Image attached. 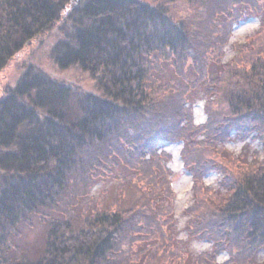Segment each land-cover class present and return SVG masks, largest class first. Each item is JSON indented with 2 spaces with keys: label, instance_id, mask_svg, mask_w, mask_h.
Instances as JSON below:
<instances>
[{
  "label": "trees",
  "instance_id": "trees-1",
  "mask_svg": "<svg viewBox=\"0 0 264 264\" xmlns=\"http://www.w3.org/2000/svg\"><path fill=\"white\" fill-rule=\"evenodd\" d=\"M179 4L185 16L174 15ZM250 13L260 17L264 0H0V73L61 21L57 67L88 74L99 89H76L29 65L0 94V264H127L120 258L141 226L145 242L160 232L159 246L172 248L162 147L178 142L194 191L208 174H223L221 189H202L208 207L188 212L197 215L188 235L213 247L199 262L264 264V158L251 162L224 146L235 133L254 136L264 151V18L222 62L231 27ZM169 67L178 77L166 81ZM199 83L207 119L196 124L190 93ZM116 155L119 198L103 207L92 189L111 175L109 163L118 166ZM36 215L48 234L31 260L13 250V237Z\"/></svg>",
  "mask_w": 264,
  "mask_h": 264
},
{
  "label": "rangeland",
  "instance_id": "rangeland-1",
  "mask_svg": "<svg viewBox=\"0 0 264 264\" xmlns=\"http://www.w3.org/2000/svg\"><path fill=\"white\" fill-rule=\"evenodd\" d=\"M150 5L160 3L161 0H141ZM175 6V3H174ZM173 6V7H174ZM186 7L183 4H179L175 7L174 15L177 17H182L186 15ZM262 16V17H261ZM260 17L252 15H245L240 17V21H236L231 27L230 38L228 45L225 46V53L222 62L231 63L232 58L237 54L234 46L241 42H246L248 38L254 35L262 23V18H264V13ZM239 22V23H238ZM64 24L57 22L50 30H46L45 33L40 34L36 37L30 44L25 46V49L16 55L8 64V66L0 73V94L8 87L14 86L20 77L23 75L25 69L29 65H37L38 67L44 69L47 73L51 74L56 78H60L68 81L76 89H82L90 92H98L96 82L88 74L84 72H79L75 69H69V71H63L57 67L54 59L52 58L53 45L57 43L58 40L64 37ZM213 68H216L214 66ZM166 75V81L177 78L175 71L172 68H168ZM189 72H187L188 74ZM193 73V71L191 72ZM170 75V77L168 76ZM160 77V76H159ZM158 80L160 82V79ZM171 78V79H170ZM190 83L196 80V76L191 74L189 76ZM194 91L190 93L192 116L194 117L196 124H201L206 121L207 116L205 114L204 103L206 101L205 91L207 87L204 84L199 83V85L192 88ZM225 148L230 150L234 155H245L251 162L261 161L264 158V151L258 139H254V136H247V138L242 139L237 134H232L229 140L224 143ZM163 150L166 151L167 156L162 157L166 162L169 175L168 183H170L169 198V213L173 221L170 223L173 228H168L166 225L165 231H170L172 237H174L175 242L171 247L159 246L165 239L156 234L157 240H155L153 234L148 237V241L145 242V237L150 233L149 231L141 226V229L135 228L132 230V237L135 243L131 245V248L127 249L125 254H122L120 260H124L127 264H140V257H142V252L147 257V261L141 262L142 264H201L198 260V256L202 253H207L212 250V245L208 241L199 240L197 238L190 237L188 235L189 224L193 222L196 214H190L188 212H194L197 208H207L209 203L206 200L202 189L205 187L207 195L211 196L215 189H221V182L223 181V174L220 175L219 172L210 173L203 178V187L201 191H194L195 183L193 182L192 176L187 171L185 162L182 156L183 143H167L163 144ZM114 153H122L120 150L114 151ZM116 157V158H115ZM113 161H116L118 166L114 167L112 163L108 164V169L105 174H111L106 178V180H100L92 189L91 198L94 199L97 204H101L103 207L108 206V204H114L119 198L117 193L118 185L117 181L112 177L115 174L123 172L121 167V156L116 155ZM257 159V160H256ZM120 165V166H119ZM103 170V169H101ZM102 179V178H100ZM217 196V195H216ZM215 196V200L218 197ZM163 203V202H162ZM162 203L158 206L161 209ZM80 206L76 208L79 210ZM145 211V210H144ZM144 213V212H143ZM53 216L62 217V213H57L54 211ZM48 224L45 220L41 219V215H36L32 217L31 224L22 225L20 228V236L16 235L13 237V250H17L18 253L23 252L24 257L28 259L35 260L38 258L44 249L45 240L48 234ZM138 231H141L139 233ZM138 234V235H137ZM158 243V248H153L152 244ZM151 246V247H150ZM179 249L180 252H174ZM261 255L264 256V253ZM260 255V256H261ZM179 257V258H176ZM228 259L227 255H221L218 257L219 262H223ZM263 257L259 258V260ZM260 262V261H258ZM211 264H216L213 260ZM261 263V262H260Z\"/></svg>",
  "mask_w": 264,
  "mask_h": 264
}]
</instances>
